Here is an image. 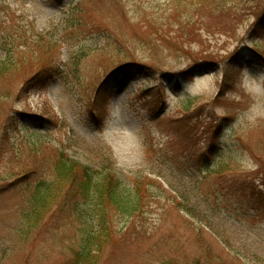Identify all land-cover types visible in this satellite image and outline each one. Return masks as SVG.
Masks as SVG:
<instances>
[{
    "label": "rangeland",
    "instance_id": "obj_1",
    "mask_svg": "<svg viewBox=\"0 0 264 264\" xmlns=\"http://www.w3.org/2000/svg\"><path fill=\"white\" fill-rule=\"evenodd\" d=\"M2 1L9 30L54 36L69 66L0 100V264L73 262L89 226L74 190L26 223L61 154L144 185L98 264H264V194L258 212L242 196L264 171V0Z\"/></svg>",
    "mask_w": 264,
    "mask_h": 264
},
{
    "label": "trees",
    "instance_id": "obj_2",
    "mask_svg": "<svg viewBox=\"0 0 264 264\" xmlns=\"http://www.w3.org/2000/svg\"><path fill=\"white\" fill-rule=\"evenodd\" d=\"M6 17H10V7L0 0V100L13 97L19 99L35 89L47 86L54 78L63 79L65 68L69 64H64L61 54L57 55L55 52L59 40L45 33L28 35L27 31L9 30L11 24L6 23ZM64 22L65 30H79L83 27L79 18H68ZM105 39L108 45L102 49L104 51L113 45L112 36ZM119 45L115 51L126 47L124 43ZM85 55L84 49L73 54L70 57L71 68L76 71ZM220 166L221 164L218 166V173L225 176L228 167ZM262 175L264 171L260 174L257 172L256 177L247 178L243 183L250 185V193H241L250 202L260 200L264 194V190L260 189L264 187V176L260 177ZM224 179L230 180L228 176ZM67 188L74 190L77 195L74 206L79 213L74 215L81 216L80 220H85V225H89L81 232L84 239L74 250L71 264H98L107 245L115 237L112 228L115 220L128 222L144 208V185L141 182L133 183L130 188L107 166L97 169L61 154L52 182L41 180L35 194L30 196L32 209L26 213L29 228L34 230L41 225L46 212ZM253 203L256 206L252 209L258 212L259 202ZM93 221L98 223L95 228ZM228 241H225L226 245L230 244L229 239ZM195 263L203 264L199 261Z\"/></svg>",
    "mask_w": 264,
    "mask_h": 264
}]
</instances>
